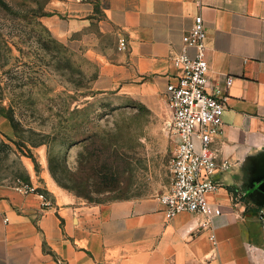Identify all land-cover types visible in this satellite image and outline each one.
<instances>
[{"label": "crops", "instance_id": "1", "mask_svg": "<svg viewBox=\"0 0 264 264\" xmlns=\"http://www.w3.org/2000/svg\"><path fill=\"white\" fill-rule=\"evenodd\" d=\"M197 14L208 28L209 87L234 77L212 143L217 160L231 162L208 194L221 212L205 224L197 212L167 218L159 195L100 203L0 185V264H264V0H59L43 23L86 48L98 90L152 106L167 103Z\"/></svg>", "mask_w": 264, "mask_h": 264}, {"label": "rangeland", "instance_id": "2", "mask_svg": "<svg viewBox=\"0 0 264 264\" xmlns=\"http://www.w3.org/2000/svg\"><path fill=\"white\" fill-rule=\"evenodd\" d=\"M58 3L0 0V185L100 203L164 193L176 147L168 104L98 90L86 48L43 23Z\"/></svg>", "mask_w": 264, "mask_h": 264}, {"label": "built area", "instance_id": "3", "mask_svg": "<svg viewBox=\"0 0 264 264\" xmlns=\"http://www.w3.org/2000/svg\"><path fill=\"white\" fill-rule=\"evenodd\" d=\"M208 28L202 14H197L188 33L183 50L174 57L181 68L166 87L170 117L167 127L176 139L171 158L172 184L159 195L167 218L189 211L205 215V224L212 221L220 208L211 209L208 194L221 186L218 171L230 168L231 162H219L212 148L214 139L222 133L223 115L227 107L229 89L234 81L227 76L225 83L209 87V62L206 57ZM125 46V40H121ZM188 49H192L190 53ZM15 188L29 193L35 187L22 183ZM264 222V208L260 211ZM215 241L214 236H211Z\"/></svg>", "mask_w": 264, "mask_h": 264}, {"label": "trees", "instance_id": "4", "mask_svg": "<svg viewBox=\"0 0 264 264\" xmlns=\"http://www.w3.org/2000/svg\"><path fill=\"white\" fill-rule=\"evenodd\" d=\"M99 159H100V156H98V159H97V161H99ZM92 201V200H91Z\"/></svg>", "mask_w": 264, "mask_h": 264}]
</instances>
